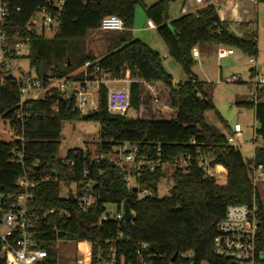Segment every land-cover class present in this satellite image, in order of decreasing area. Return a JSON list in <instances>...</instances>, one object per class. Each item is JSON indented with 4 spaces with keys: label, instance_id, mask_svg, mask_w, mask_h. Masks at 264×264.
Masks as SVG:
<instances>
[{
    "label": "trees",
    "instance_id": "16d2710c",
    "mask_svg": "<svg viewBox=\"0 0 264 264\" xmlns=\"http://www.w3.org/2000/svg\"><path fill=\"white\" fill-rule=\"evenodd\" d=\"M4 1L11 9L5 29L12 35L22 31L34 12L47 2ZM143 1L68 0L55 36L31 35L27 59L30 70L48 88L51 78L82 80L85 63L92 62L112 79L133 81L130 93L134 110L140 107L142 84L146 83L156 86L161 102L170 111L152 112L135 119L112 115L106 107L107 89L101 87L97 93L98 111L90 118L100 125L99 142H89L84 150L69 151L60 159L62 124L80 117L74 112V100L65 99L51 89L44 100L27 104V118L22 123L15 115L19 103L16 82L8 77L0 88V117L9 123L17 137L16 141L0 143V192H17V181L23 177L35 180L31 210L37 219L36 240L53 262L58 258L59 243L117 240L130 252L139 244L148 243L153 252L163 257L164 264H170L175 255L180 258L190 253L196 264H226L213 254L217 225L229 205L252 201L250 163L245 162L238 149L229 147L228 136L206 122L205 114L214 110V105L192 72L195 65L192 52L197 48L199 54L212 53L214 46H228L256 55V37L240 32L239 28H246L247 24L236 27L243 34L242 39L225 30L219 32L232 25L220 21L210 0H205V6L195 14L172 22L168 20L166 0L146 8L148 21L155 24L170 56L182 65L188 77L187 82L174 85L159 53L132 37L135 8ZM255 1L264 4V0ZM110 16L121 18L124 30L110 33L106 55L100 59L87 55L85 39L91 32L99 31L102 20ZM56 104L58 111L54 112ZM248 107L255 111L259 124L256 134L263 140V145L255 149L252 162L264 167V89ZM126 143L138 147L139 157L153 163L161 161L154 172L144 167L135 187L124 181L121 168L109 160H100L102 155H110L115 147ZM197 152L216 157V164L227 171L226 184L204 179L192 167L186 173L174 171L172 195L157 198L164 166ZM62 184L76 186L75 198L92 194L97 201L83 213L77 199H70L69 193L62 197ZM143 191H149V195L140 198ZM124 203L131 208L133 222L99 224L108 205H116L120 211ZM178 262L179 259L175 264ZM0 264H4L1 257Z\"/></svg>",
    "mask_w": 264,
    "mask_h": 264
},
{
    "label": "built area",
    "instance_id": "2783aa9c",
    "mask_svg": "<svg viewBox=\"0 0 264 264\" xmlns=\"http://www.w3.org/2000/svg\"><path fill=\"white\" fill-rule=\"evenodd\" d=\"M68 0H47L46 4L39 7L26 23L24 29L10 34L5 29L7 18L10 15V6L4 0H0V88L6 79L11 77L19 87V103L15 115L23 121L27 118L25 108L31 101H41L37 95L45 91V97L55 89L65 99L74 100V112L79 115H91L98 111L97 95L91 91L99 90L101 87L107 89V111L112 115L128 118H136L137 111L131 105L130 87L132 80H116L102 73L98 66L92 62H86L82 72L83 79L73 81L67 79H48L50 88L36 77L34 71L22 73L17 61L27 59L31 52V35L40 37H53L60 29V17ZM196 4H203L204 0H190ZM184 14L187 9L182 10ZM124 21L118 16L104 18L101 22L100 31L104 33H119L124 30ZM147 27L155 29L152 21L147 22ZM232 33L231 27L219 29ZM233 34V33H232ZM232 50L218 51L220 56L232 55ZM193 58L200 57L195 48L192 52ZM250 64L255 61L251 59ZM16 68L19 75L14 73ZM255 87L256 100L260 90L264 89V75H261L256 67ZM122 84V88H112V85ZM154 91V90H153ZM159 94H154V103L158 112L170 111L168 105L161 102ZM200 95L199 92L197 94ZM96 99V102H94ZM56 104L53 108L57 112ZM259 124L254 125L255 139L261 140L256 134ZM242 142V127L236 124L228 136V145L238 149ZM139 149L136 145L123 144L115 147L110 155H102L100 160H109L124 171V181L129 186H136L137 178L141 175L144 167L154 172L155 166L161 161L149 162L144 157H139ZM250 163V178L253 187V198L248 204L229 205L224 218L217 225V234L212 242L213 254L216 258L226 261V264H264V199L260 195L258 185H264V167ZM166 167V166H164ZM173 172L186 173L195 167L203 175L204 179L216 180L223 176L227 178L226 170L216 164V157L197 152L195 155H187L175 159L171 166ZM46 180H49L48 178ZM217 182V181H216ZM35 180L23 177L17 181V192H0V257L4 264H59L58 258L53 262L49 252L40 248L36 240L37 219L31 210L33 201V190ZM69 193V192H68ZM76 193V191H75ZM78 207L87 213L90 207L97 201L96 195H88L75 198ZM149 195V191L139 194L140 198ZM123 205L121 210L112 214L108 210L102 216L99 224L107 221L123 222ZM133 222V221H132ZM125 223V222H123ZM131 223V222H129ZM118 240H121L119 238ZM80 243L81 253L74 260L68 259L66 264H164L163 257L151 250L148 243H141L135 251L130 252L121 247L117 240L105 242L69 241L65 244ZM125 246V245H124ZM178 264H196L193 255L185 254L177 257ZM175 261L170 264H175ZM208 264V263H199Z\"/></svg>",
    "mask_w": 264,
    "mask_h": 264
},
{
    "label": "rangeland",
    "instance_id": "374dc122",
    "mask_svg": "<svg viewBox=\"0 0 264 264\" xmlns=\"http://www.w3.org/2000/svg\"><path fill=\"white\" fill-rule=\"evenodd\" d=\"M160 1L144 0L143 3L136 6L132 37L159 53L166 70L174 79V85H178L188 80L182 65L170 56L168 47L161 38L157 27L155 29L147 28L146 8H150ZM166 1L169 22L178 20L184 15L195 14L206 4L205 0L200 5L190 0ZM237 7L240 13L239 18L247 23V28H239L240 32L243 31L247 37L251 35L256 37L258 43L256 55L246 54L237 47L214 46L212 53H202L200 51V57L195 59L192 72L199 82L203 84L205 92L209 94L214 105V110L205 114L206 122L226 136H229V129L231 131L236 124H239L242 127V142L238 145V150L245 162L248 163L253 161L255 149L263 145L260 139L254 142L255 111L249 108L248 105L253 104L256 100V87L254 84V70L256 67L259 73L264 75V4L255 0H243L240 6L238 3ZM184 8L187 9L186 14L182 12ZM234 27L236 28V26ZM110 36L109 33L102 31L89 34L84 42L85 53L93 57H103L107 49H103L101 45L108 43ZM229 49L234 52L233 56H220L218 54L220 50L226 52ZM251 59L255 61L254 64L249 63ZM16 63L21 67L22 73L30 71L28 59H22ZM14 73L19 75V71L16 68ZM122 86V84H115L111 87L122 88ZM156 91L154 84H142L141 104L136 113V118H142L149 113L158 112L153 96ZM91 92L94 95L98 93L97 90ZM37 95L40 99H44L45 91H40ZM94 102H96V99H94ZM16 140L17 137L9 123L3 117H0V143ZM99 140L100 125L97 122L90 119L83 120L82 115L76 121L63 122L58 157L63 159L69 151L84 150L87 143L99 142ZM172 176L173 170L168 166L164 167V176L157 185V198L163 199L172 195L174 187ZM216 181L219 185H225L227 178L223 176L220 179H216ZM69 190L74 194L76 186L66 187L62 184V197H66ZM258 190L264 199V185L259 184ZM107 210L112 214H116L118 207L116 205H108ZM57 248L59 251V264H66L68 259L74 260L77 254L81 253L80 243H59Z\"/></svg>",
    "mask_w": 264,
    "mask_h": 264
},
{
    "label": "crops",
    "instance_id": "0c3cea01",
    "mask_svg": "<svg viewBox=\"0 0 264 264\" xmlns=\"http://www.w3.org/2000/svg\"><path fill=\"white\" fill-rule=\"evenodd\" d=\"M242 1L243 0H210L211 4L216 9V12L218 14L220 21L227 23L229 25H232V26H236V27H238L241 24H247L244 20L239 18L240 13L238 11L237 5L239 3V6H240V3ZM197 5H200V4H197ZM148 29H150V28H148ZM91 33H95V32H91ZM101 46L103 49H107L109 47V44L104 43ZM104 55H106V53ZM233 55H234V53L231 56H233ZM96 58L100 59V57H96Z\"/></svg>",
    "mask_w": 264,
    "mask_h": 264
},
{
    "label": "water",
    "instance_id": "95a60500",
    "mask_svg": "<svg viewBox=\"0 0 264 264\" xmlns=\"http://www.w3.org/2000/svg\"><path fill=\"white\" fill-rule=\"evenodd\" d=\"M231 31L233 33V35H235L237 38L239 39H242L243 38V34L240 33L235 27L231 26ZM92 115H83L82 116V119L83 120H88L91 118ZM134 191L136 192L137 191V188L134 189ZM69 196H70V199H74V195L72 193L71 190H69ZM123 218H122V221L125 222V223H129V222H132L135 217L131 211V208L130 206L127 204V203H124L123 205ZM177 256L178 255H175L173 258H172V262H174L176 259H177Z\"/></svg>",
    "mask_w": 264,
    "mask_h": 264
}]
</instances>
